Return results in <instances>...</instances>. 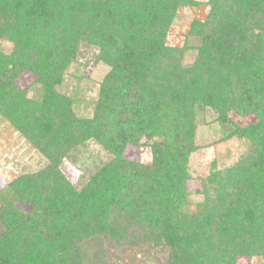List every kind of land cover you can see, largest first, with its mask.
<instances>
[{
	"label": "trees",
	"instance_id": "obj_1",
	"mask_svg": "<svg viewBox=\"0 0 264 264\" xmlns=\"http://www.w3.org/2000/svg\"><path fill=\"white\" fill-rule=\"evenodd\" d=\"M116 1L0 0V40L14 43L10 56L0 53V114L47 160L0 191L8 200L0 206V264H97L90 252L102 241L164 246V264L264 256V0H207L205 19L189 28L199 40L190 67L181 65L184 48L162 42L178 0H129L122 5L135 15L131 23L110 8ZM79 42L95 47L109 70L94 116L78 122L55 88ZM23 70L45 86L41 101L24 100L15 85ZM203 108L249 154L225 176L209 175L197 213L187 216L174 208L187 204L186 163ZM231 112L255 121L237 125ZM142 139L149 162L125 159ZM90 140L112 160L76 188L60 164Z\"/></svg>",
	"mask_w": 264,
	"mask_h": 264
},
{
	"label": "rangeland",
	"instance_id": "obj_2",
	"mask_svg": "<svg viewBox=\"0 0 264 264\" xmlns=\"http://www.w3.org/2000/svg\"><path fill=\"white\" fill-rule=\"evenodd\" d=\"M154 6L156 0H141ZM180 3L174 13L173 20L168 25L163 43L169 47L184 48L181 55V65L190 67L197 57L199 40L190 36L189 28L193 21H203L208 13L207 0H178ZM121 0L110 7L115 15L127 14ZM122 5V6H121ZM128 23L133 22L134 14H127ZM113 27V26H109ZM60 28V27H59ZM57 42V40L55 41ZM75 60L71 61L64 70L63 81L56 86V90L67 98V108L71 118L78 121L94 116L98 102L101 81L108 72V67L97 61V49L86 43L77 44ZM14 51V43L7 39L0 40V53L10 56ZM38 75L31 70H23L14 80L19 90H24V100L41 101L45 93V86L39 82ZM127 84H120L119 88H126ZM217 114L211 108H203L194 117V144L186 163V202L181 209L175 206L176 211H181L187 216L197 213V203L203 200V190L206 178L209 175L235 169L249 154V146L245 140L237 137L225 138L222 126L217 121ZM230 120L240 126H246L255 121L252 115H236L229 113ZM124 158L148 163L150 151L145 140L138 145H128L124 151ZM112 155L94 140L87 141L74 147L68 155L63 157L60 170L73 187L80 188L96 171L109 164ZM47 160L13 125L0 114V191L12 180L25 174H30L43 169ZM210 187V186H209ZM211 188V187H210ZM210 194H213L211 189ZM5 201H0V206ZM17 206L20 204L17 203ZM26 209V207L24 208ZM122 207L119 206V217L124 216ZM109 221L115 219V212L108 211ZM102 217H106L103 215ZM101 217V218H102ZM100 218V220H101ZM127 216L122 220L126 222ZM148 235V234H147ZM94 241V240H92ZM92 243V242H90ZM92 261L99 264H164L167 260L168 249L157 246L148 241H141L133 246H121L102 241L101 248L90 252ZM234 264H264V256L238 257Z\"/></svg>",
	"mask_w": 264,
	"mask_h": 264
}]
</instances>
